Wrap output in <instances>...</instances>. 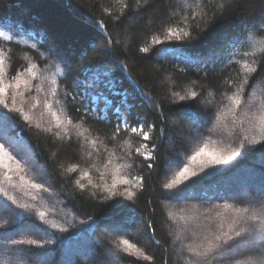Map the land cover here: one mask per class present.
Segmentation results:
<instances>
[{
    "label": "trees",
    "instance_id": "16d2710c",
    "mask_svg": "<svg viewBox=\"0 0 264 264\" xmlns=\"http://www.w3.org/2000/svg\"><path fill=\"white\" fill-rule=\"evenodd\" d=\"M193 12L197 18L185 22ZM169 28L189 36L169 37ZM0 31L13 38L11 44L0 40L6 53L0 78L8 101V107L0 105L6 117L0 120V143L28 180L41 182L42 173L48 186L36 191L31 203L0 196V205L11 209L0 207V264H195L189 246L206 244L230 226L259 225L251 217L264 215V141L242 139L248 109L230 111L227 96L245 75V64L258 69L249 77L246 102L258 105L264 96V0H0ZM31 64L37 65L36 79L26 71ZM97 74L98 88L87 87ZM53 79L56 97L50 95ZM17 80L23 96L17 94ZM97 91L101 98L94 104L91 95ZM65 92L75 100L70 95L65 104ZM13 97L28 121L13 110ZM46 99L64 121L59 128ZM81 103L92 111H77ZM118 119L132 127L142 123L150 139L123 129L113 138ZM205 144L204 154L193 160ZM221 149L240 155L200 172L201 161ZM148 154L154 159L146 160ZM27 158L34 168L22 163ZM73 166L76 171L69 172ZM185 166L199 176L165 189ZM205 172L201 183L180 191ZM114 177H141L143 188L117 183L112 194L105 186ZM22 203L31 207H19ZM226 204L232 206L227 211ZM234 207L249 212L235 214ZM14 239L35 243L16 246L17 252L11 250ZM124 239L143 255L125 251ZM216 256L200 264H219ZM236 259L259 264V254L241 244L223 264Z\"/></svg>",
    "mask_w": 264,
    "mask_h": 264
},
{
    "label": "snow or ice",
    "instance_id": "6c2138e0",
    "mask_svg": "<svg viewBox=\"0 0 264 264\" xmlns=\"http://www.w3.org/2000/svg\"><path fill=\"white\" fill-rule=\"evenodd\" d=\"M124 7L127 8V5L125 4ZM183 7L184 6L181 5V8ZM197 15L198 13L193 12L191 13L190 16L185 15L183 18L185 22H187L189 19L195 20L197 18ZM180 32H183V37L189 36V32L183 31L182 29L174 30L172 28H169L167 30L168 36L174 37L176 39L182 38L180 35ZM0 40H3L11 44L13 38L10 34L0 31ZM155 43L159 44V43H162V41L156 40ZM32 47L34 48L35 45H33ZM140 51L147 52L148 49L141 48ZM261 51L264 52V49H262ZM245 55H248V53H245ZM5 56H6V53L0 50V77H2L4 73L3 65H4ZM243 67H244L245 75L241 79L239 85L235 86V90L232 91L231 94L227 96V99L231 103V108L229 110L235 113L241 110L242 106L248 109V112L246 113V115H248L249 127L246 130L247 134H245L242 137V139L245 141H249V143L251 144H259L262 141H264V96H261L258 105H254L252 102H246L247 86H249L250 84L249 77L255 74L258 71V69L248 64H245ZM36 68H37L36 64H31L26 69V71L28 72V74L31 76L32 79H36V73L33 71ZM57 71L59 72L60 69L57 68ZM101 82L102 81L100 79V74H97L96 76L93 77L91 84L87 85V87L96 89L98 88ZM225 83L228 85L229 88H233L234 86L232 81H225ZM23 84L25 87H28V88L31 87V85L29 84L27 80L23 81ZM52 84H53V87L50 90V95L52 97H56L57 96V87H56L57 81L53 79ZM76 86L80 87L82 85L77 83ZM20 87H21V82L17 80L15 84V88L17 89V94L23 96V93L19 91ZM6 92H7V88L4 86L2 78H0V105H3L4 107H8ZM70 95L72 96V99L75 100L76 98L75 94L71 92H65V101H64L65 104H67V97ZM197 95L198 94L195 91H192L190 93V97L193 99H195ZM100 98H101V94L97 91L95 96L93 97V100L96 101V103L98 104L100 101ZM180 99L183 100L185 99V97L181 96ZM55 102L59 104L60 100L57 99ZM122 104H126V101H122ZM15 105H16L15 97H13L12 98L13 110L19 112L20 115L23 116L24 120L28 121L29 116L24 113L23 108H16ZM36 106H37L36 104H33V108H35ZM44 106L51 112L53 119L56 121V127L57 128L61 127L64 121L60 120L56 112L51 111L52 104L49 103L47 99L45 101ZM105 108L106 109L111 108V105L107 100H105ZM81 109H84L85 114L92 111L91 108H86L83 103H81L77 107V111H80ZM2 119H6V117L2 109H0V120ZM103 119H106V117H104ZM103 119L101 122H103ZM216 120L217 122H219L220 117L217 116ZM67 123L72 124L71 118L67 120ZM75 126L79 127V125H75ZM122 129L124 131H130L131 133H139V135H141L143 140L145 141L150 139L149 132L144 130L142 123L138 127H132L130 124L127 123V121H120L119 119L117 120L115 134L113 138L119 135ZM89 143H94V141H89ZM142 147H146V145H142ZM206 148H207V144H205L204 148H201L200 151L196 153V156L192 157V159L195 160L196 157L204 154ZM137 151L139 152V150ZM239 155H240V152L236 150H232L229 152H224V150L222 149L218 151L214 150L210 154V158L206 162L201 161L200 172H204L206 168L213 167L215 165L226 164L232 159H234V157L239 156ZM145 159L151 161L152 159H154V157L151 154H148V155H145ZM5 161H8L10 163H5ZM12 164H15L16 170L18 172L23 171V167L18 161V159L6 148L4 143H0V168L7 169V171L0 173V193H2L4 196L11 199L13 203H15L16 201L14 198L9 196L7 189L4 187L5 183H7L8 187H11L14 189L19 188L21 191H23L24 185H30L32 189L40 190L43 188L44 191H48L47 182L43 178L41 179V182H35L32 180H25L24 177L21 176L20 179L22 181V184L21 185L14 184L12 182L13 181L12 176L8 174V171H11ZM123 167H127V165H123ZM147 167L149 169H152L153 164L149 162L147 164ZM75 171H76L75 166L69 169V172H75ZM116 172L119 173V167L116 168ZM84 175H87V173H85ZM191 176H199V173L196 171H192L191 173H189V168L185 166L176 173L175 178L172 179L171 182L165 183L163 187L167 190H171L173 188H176L178 185L182 184L184 181L189 180ZM207 176H208V173L205 172V175L203 177H200L199 179L192 181L190 184H185V188L180 189V191H184L187 188L194 187L196 184L201 183L204 179H206ZM117 183H121V184L132 183L134 187L139 185L140 188H143V179L141 177H132L128 179H122L119 181H117V179L114 177L112 185L110 187L107 185L105 186L106 190L112 194H115L114 189L116 188ZM77 185L80 186L81 188L83 187L82 185L79 184V181H77ZM126 195H127V198L130 200L134 198V193L131 191H127ZM31 198L33 200L36 199L34 195ZM164 198H170V196L166 195ZM260 205H261V209H264V198L261 199ZM0 207H3L11 211V209H9L8 205L6 204L0 205ZM19 207L27 208L31 206L22 203V204H19ZM230 207L232 206L227 205V204L224 206L226 211ZM233 212L235 214L248 213L249 208L248 207H234ZM13 215H18V214L13 213ZM37 215L40 218V220H43L45 213L41 211V212H38ZM251 219L253 221H256L257 219H259L260 221L259 225L255 228H238V229L232 228L230 226V231L228 233H221L220 235H215L213 239H208L206 244H199L195 247L189 246L190 254L197 258V261L195 262V264H200V261L207 260V258L209 256H212L213 253L217 254V256L214 258L218 260L219 264H223L225 255L231 252L232 248H234L237 244L244 245L247 249L258 253L259 254V264H264V215L257 216L254 214L251 217ZM53 226L57 227L56 225H53ZM148 227L151 228V225H149ZM233 241L235 243H231ZM34 243L35 241L33 240L25 241V240H15L14 239L11 241V246H12L11 250L18 252L20 251V249L16 246L25 245V244L32 245ZM120 244L123 246L125 251H133V252H137V254L139 255H143V253L138 252V250L135 249L134 246L126 239L121 240ZM222 245L227 246V247H222ZM144 259H150V258L148 256H144ZM228 264H253V262L251 259L247 261L236 259V260H230Z\"/></svg>",
    "mask_w": 264,
    "mask_h": 264
},
{
    "label": "rangeland",
    "instance_id": "374dc122",
    "mask_svg": "<svg viewBox=\"0 0 264 264\" xmlns=\"http://www.w3.org/2000/svg\"><path fill=\"white\" fill-rule=\"evenodd\" d=\"M88 95H91V94H89V93H85V96L86 97H88ZM91 101L95 104L96 103V101H94L93 100V98H92V95H91ZM198 133L197 132H195V135H194V137L196 138V137H198ZM180 141H181V139H180ZM184 141V140H183ZM186 141V140H185ZM18 149H21V148H23V145H21V144H19V143H16V142H14L13 143ZM174 156H176L175 154H174ZM5 163H10V162H8V161H5ZM22 163L24 164V165H26L27 167H31V168H34L33 166H34V162L31 160V159H29V158H27V159H24V160H22ZM36 170L38 171V173L40 174L41 173V170L40 169H38L37 167H36ZM5 171H7V169H4V168H0V173H3V172H5ZM167 171H169V170H167ZM8 174L10 175V176H12V178H13V183L14 184H17V185H21L22 184V181H21V179H20V177L21 176H23L24 177V179L25 180H28V178L24 175V172L22 171V172H18L17 170H16V167H15V164H12V166H11V171H8ZM40 176L43 178V179H45L44 178V175L41 173L40 174ZM264 179V178H263ZM241 186H243L244 187V185H242V184H240V187ZM4 187L7 189V191H8V194H9V196L10 197H12V198H14L15 199V203H21V202H23V203H31V202H33V201H35V200H33L31 197L34 195L35 197H36V191H38V190H36V189H32L31 187H30V185H24L23 186V191H21L19 188H11V187H8V185H7V183H5V185H4ZM243 187L242 188H239L240 189V193L239 194H242V192H243ZM0 196L1 197H3V198H5V199H7V200H11V199H9L8 197H6V196H4L2 193H0ZM187 197H189V196H187ZM37 198V197H36ZM12 201V200H11ZM181 201V200H180ZM13 202V201H12ZM111 231V230H110ZM113 232V231H112Z\"/></svg>",
    "mask_w": 264,
    "mask_h": 264
}]
</instances>
